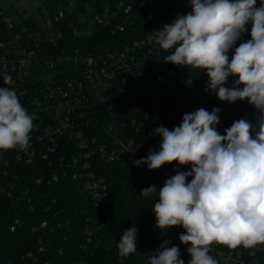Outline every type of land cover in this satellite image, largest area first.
I'll return each mask as SVG.
<instances>
[{
    "label": "built area",
    "instance_id": "built-area-1",
    "mask_svg": "<svg viewBox=\"0 0 264 264\" xmlns=\"http://www.w3.org/2000/svg\"><path fill=\"white\" fill-rule=\"evenodd\" d=\"M149 10V0H43L36 13L16 23L0 6V77H12L20 102L35 113L29 149L0 150V172L8 173L4 165L12 153L18 162L41 166L38 182L47 172L50 182L69 177L94 207L108 210L110 189L99 172L101 162L147 157L153 113L169 114L195 97L192 79L165 63L170 52L153 40L154 30L167 23L136 35ZM248 28L236 47L250 39ZM0 187L14 197V186ZM19 222L16 218L11 230ZM48 226L43 221L39 228ZM188 247L181 252L189 261ZM211 249L217 264H257L250 249L221 244Z\"/></svg>",
    "mask_w": 264,
    "mask_h": 264
},
{
    "label": "clouds",
    "instance_id": "clouds-1",
    "mask_svg": "<svg viewBox=\"0 0 264 264\" xmlns=\"http://www.w3.org/2000/svg\"><path fill=\"white\" fill-rule=\"evenodd\" d=\"M192 11L178 15L161 30H154V42L165 52V63L177 67L202 69L208 76L205 91L218 99L254 106V121L238 119L221 135L219 108L211 112L199 108L182 117L172 130L156 127L162 139L159 151L150 150L135 161L158 170L165 164L191 166L178 172L157 191L155 185L140 195H155L152 211L155 227L166 232L182 226V244L190 245L188 264H217L211 255L213 244L230 249L252 250L264 246V0H189ZM250 39L239 43L249 31ZM233 51L229 61V52ZM230 77H235L228 87ZM0 87V150L27 151L34 128L35 113L29 114L10 75ZM126 149L122 148V152ZM188 177H192L187 182ZM138 229L123 232L117 249L119 257L137 253ZM164 243L147 257V264H185L180 249Z\"/></svg>",
    "mask_w": 264,
    "mask_h": 264
},
{
    "label": "trees",
    "instance_id": "trees-1",
    "mask_svg": "<svg viewBox=\"0 0 264 264\" xmlns=\"http://www.w3.org/2000/svg\"><path fill=\"white\" fill-rule=\"evenodd\" d=\"M259 4L260 0H257L256 6ZM149 8V12L140 17L136 35L164 21L170 24L178 15L192 11L189 0H149ZM181 70L192 79L195 97L186 106L169 114L166 111L153 113L152 132L146 139L152 150L159 151L162 139L155 135L156 127L172 130L182 123L184 114L199 108L209 112L213 108L220 109V122L216 128L221 135L238 119L254 121L257 112L247 100L221 101L215 92L205 91L206 72L191 67H181ZM235 79L230 77L227 86L231 87ZM6 86L0 77V87ZM7 157L9 163L4 166L8 173L0 172V184L9 189L14 186L15 193L14 197L10 196L0 187V264H147L148 255L160 248L164 241L169 242V247L177 246L179 258L188 264L187 256L181 252L184 244L179 240L185 229L174 226L161 233L155 227L156 218L152 211L154 203L158 202L157 197L153 195L145 199L140 193L151 185H155L158 191L171 176L191 171L190 165L178 166L174 161L163 165L164 172L152 170V174L147 175L146 164L137 166L134 163L138 158L101 162L99 172L107 177L111 196L108 210L102 211L93 206L71 178L63 176L50 182V172H47L48 178L38 182L41 166L18 162L12 153ZM191 179L188 177L187 182ZM16 218L20 222L13 231L11 225ZM43 221L49 222L48 228H39ZM133 226L138 229L137 253L122 259L118 255L117 241ZM256 257L257 264H264V246H258Z\"/></svg>",
    "mask_w": 264,
    "mask_h": 264
},
{
    "label": "rangeland",
    "instance_id": "rangeland-1",
    "mask_svg": "<svg viewBox=\"0 0 264 264\" xmlns=\"http://www.w3.org/2000/svg\"><path fill=\"white\" fill-rule=\"evenodd\" d=\"M43 0H0V6L8 17L14 22L20 23L22 18L37 12Z\"/></svg>",
    "mask_w": 264,
    "mask_h": 264
}]
</instances>
